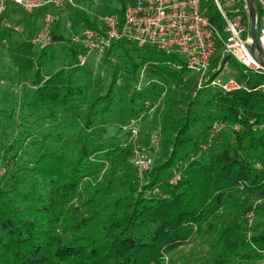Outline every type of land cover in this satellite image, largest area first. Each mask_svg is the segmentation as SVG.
Segmentation results:
<instances>
[{"label":"trees","instance_id":"trees-1","mask_svg":"<svg viewBox=\"0 0 264 264\" xmlns=\"http://www.w3.org/2000/svg\"><path fill=\"white\" fill-rule=\"evenodd\" d=\"M44 12L23 11V34L0 27L17 68L11 76L0 65V88L16 74L21 79L16 107L6 96L0 106V264H161L174 251L170 264H193L181 249L193 235L207 246L203 264L261 259L264 78L245 76L226 58L243 86L224 91L209 83L219 55L198 83L179 57L125 41L103 53L101 77L78 64L61 20L50 32L63 44L54 66L52 45L29 43ZM204 12L220 26L213 3ZM84 15L81 26H94ZM142 70L148 81L137 88L146 81L138 78ZM165 88L171 94L163 92L158 115L159 157L139 176L135 146L118 132L124 136L144 101ZM217 123L226 128L214 133ZM111 125L117 129L107 134ZM250 217L258 220L249 224Z\"/></svg>","mask_w":264,"mask_h":264},{"label":"built area","instance_id":"built-area-1","mask_svg":"<svg viewBox=\"0 0 264 264\" xmlns=\"http://www.w3.org/2000/svg\"><path fill=\"white\" fill-rule=\"evenodd\" d=\"M205 1L127 0L123 8L98 13L93 19L90 18L94 26L73 27V23L65 19V42L79 52V65L85 64L91 54L103 55L114 43L125 41L139 46H153L159 51L173 54L182 60L186 69L205 80L209 78L207 72L212 58L215 54L219 55L217 74L209 83L224 91L237 90L243 86V82L236 78L227 81L220 79L219 75L228 62L226 58L236 60L245 76L256 74L264 78V0H252L260 12V22L254 26L261 50L259 54L252 50L254 41L243 18L232 15L221 6L219 0H211L221 20L218 26L206 16ZM9 2L27 12L45 9L37 31L29 40L37 50H43L53 43L50 32L54 23L60 20V16L53 11L62 15L68 12L67 9H84L76 0H0V27L16 34H23L24 29L19 22L5 17ZM2 43L5 41L0 42V49ZM260 87L264 91V84ZM144 103L149 104V101L145 100ZM224 128L225 124L217 123L214 133ZM237 128L234 125V129ZM133 152V162L141 176L151 164V158L139 154L136 147Z\"/></svg>","mask_w":264,"mask_h":264},{"label":"rangeland","instance_id":"rangeland-1","mask_svg":"<svg viewBox=\"0 0 264 264\" xmlns=\"http://www.w3.org/2000/svg\"><path fill=\"white\" fill-rule=\"evenodd\" d=\"M124 3L127 2V0H123ZM76 2L84 9H76L71 8L67 9L68 12L65 14H62L58 11H53L57 15L61 16V23L65 21V19L70 20L73 23V27L81 26L82 25V14H85L90 21L93 19L98 13H105V12H113L121 8V0H76ZM221 6L225 8L227 11H229L232 15L240 16L243 18L244 23L246 26L250 29V18L248 16V8L247 3L245 0H219ZM208 3H213L211 0L204 2V8L208 5ZM214 5V4H213ZM8 11H7V17L11 19V15L13 14V17H17L16 19H19V17L22 16L23 11L19 8L17 4L9 2L7 4ZM13 10V12L9 11ZM15 13V14H14ZM6 17V18H7ZM14 17V18H15ZM91 18V19H90ZM39 22V21H38ZM259 19H256L255 25L259 24ZM63 32L65 34V30L63 28ZM251 35V29L249 31ZM66 40V36H65ZM6 41L4 38L0 39V42ZM51 48L53 49V60L54 66H60L62 63L61 55H62V43L56 42L51 44ZM14 51L11 48V45L7 42L2 43V48L0 49V65H2L4 70V73H10L11 76L17 72L16 65L14 64V60L12 58V54ZM103 55H94L91 54L88 56L87 61L85 62L86 65L91 67L96 73L99 72L101 77L105 75L104 69L107 66V64L103 63L102 61ZM162 57L167 58L168 55H162ZM9 67V68H7ZM143 71V70H142ZM140 77L138 75V78L140 80L145 82H139L137 84L141 87V85L146 84L148 81V78H145L146 72H140ZM220 79L223 81H227L229 79L235 78L237 76V71L230 65V62L228 61L225 65V68L220 73ZM8 78V77H7ZM199 77L198 83L201 81ZM118 83H122V79L118 78ZM151 83V82H150ZM9 86V89H7ZM8 90L10 92H8ZM12 91V92H11ZM167 91V93H170L166 88L164 91L161 92V96H159L156 100L152 101L149 99V104H145V108L143 109L142 113L137 116V119L133 121L130 127L132 128H126V134L122 136V132H118V135L120 138L123 139L126 138V141L131 142L139 151L138 153L147 156L151 158V164L142 172V174L145 173V171L150 170L152 167L155 166L156 161L159 157V129H160V123H159V112L161 111L162 105H163V96L164 93ZM21 95V79L17 76L16 78L11 80L10 83L6 80H4L3 85L0 88V106L4 104V101L2 99L3 96H6L7 98H11L12 102H8L6 104H10L12 108H15L18 103V98ZM148 100V99H147ZM4 107V105H3ZM5 108V107H4ZM134 128V130H132ZM108 132L107 134H113L115 130L117 129V125L108 126L107 127ZM2 130V127L0 126V131ZM8 132V130H6ZM148 135L150 137V142L146 143L144 135ZM134 153V152H133ZM134 158V157H133ZM142 176V175H141ZM257 221L258 218L256 217H250L248 220L249 224L254 223V221ZM251 226V225H250ZM252 227V226H251ZM247 236L252 234L251 229L249 228L246 231ZM181 249L184 251L185 257L188 261L192 262L193 264H203L205 254L207 253L208 249L204 241L197 237L196 235H193L191 238V241L187 244L183 245ZM177 251H174L170 256L168 255V260L165 259L162 261L161 264H170V258H174ZM251 264H264V254L261 259L253 261Z\"/></svg>","mask_w":264,"mask_h":264},{"label":"water","instance_id":"water-1","mask_svg":"<svg viewBox=\"0 0 264 264\" xmlns=\"http://www.w3.org/2000/svg\"><path fill=\"white\" fill-rule=\"evenodd\" d=\"M246 3H247V6H248V11H249V18H250V29H251V37L253 39V44H252V49L254 51H256L258 54L260 53V47L258 46L257 44V41H256V36H257V33L255 31V11H254V5H253V1L252 0H245Z\"/></svg>","mask_w":264,"mask_h":264},{"label":"crops","instance_id":"crops-1","mask_svg":"<svg viewBox=\"0 0 264 264\" xmlns=\"http://www.w3.org/2000/svg\"><path fill=\"white\" fill-rule=\"evenodd\" d=\"M8 7H9V6H7V10L5 11V17H7L6 15H7ZM9 11L13 12V10H9ZM14 14H15V13H14ZM10 17H11V19L7 17L10 21H13V22H19V23L23 26V24L19 21V19H21V17H19V19H16L17 17L14 16V17H15V18H14V17H13V14H12ZM60 20H61V16H60ZM63 23H64V22H62V26H63ZM38 25H39V22H38ZM23 29H24V28H23ZM13 37L17 38V35L14 34ZM23 37H24V35H23ZM23 37H21V38H23Z\"/></svg>","mask_w":264,"mask_h":264}]
</instances>
